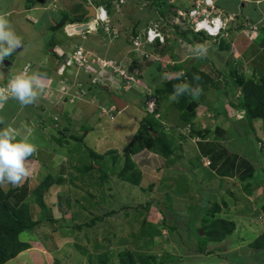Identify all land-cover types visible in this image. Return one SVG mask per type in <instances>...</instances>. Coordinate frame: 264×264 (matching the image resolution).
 <instances>
[{"label": "crops", "instance_id": "obj_1", "mask_svg": "<svg viewBox=\"0 0 264 264\" xmlns=\"http://www.w3.org/2000/svg\"><path fill=\"white\" fill-rule=\"evenodd\" d=\"M91 1L109 4V0ZM144 1V4L151 2ZM27 2L19 4L20 9L11 8L9 20L13 22L12 16H19L15 21H20L21 26L24 23L31 29L37 26V31L46 33L42 35L45 46L32 58L17 61L14 57L23 48L20 43L21 46L19 44L12 51L13 61L4 64L6 69H1L3 63L0 62V88H6L9 81L20 73H36L44 87L36 89L38 95L32 105L35 107L42 102L43 106L31 117L22 113V104L15 99L19 108L6 121L5 130L14 137L13 142L27 139L36 146V152L25 161L31 174L20 186L13 188L8 184L0 187L9 194L14 207H26L29 218L36 225L19 233V240L28 247L1 264H98L91 262L86 252L84 255L75 254L73 251L77 249L73 242L83 234L82 227L96 232V226L105 218L106 224H115L117 229L135 217L142 226H149L161 234L165 229L168 233L184 214L190 213L182 207L169 213L165 205L171 197L193 199L192 195L182 192L177 182L180 177L177 174L181 170L187 172L183 167L192 171L186 176H203L202 186L206 187L208 198L227 196L229 192V196L236 195L241 204L243 200L257 203L263 199L261 205H257L260 210H256L255 215L264 217V118L247 116L244 107L236 106L242 100L250 102L254 108L262 105L264 0H215V10L227 20L218 35L206 36L169 24L162 30L166 35L165 43L148 45L144 54L131 51L129 34L145 27L151 19H172L179 10L188 8L191 0H170L160 11L147 6L146 23L143 16L136 25L129 22L130 29L125 28L116 37L109 38L101 29L88 33L84 39L78 37L81 33L73 34L71 37L79 42L83 54L86 49L87 57L98 58L101 62V65L99 62H93L95 65L86 63L84 70L78 64H67L70 57L64 52L68 49L67 38L53 33L51 26L69 20L79 23L88 18L86 0ZM156 12L162 16L157 17ZM109 14L112 16L110 10ZM116 69L126 70L139 80L124 87L129 89L122 95L126 105L113 111L110 110L114 105L112 96L116 94L114 92L122 91ZM150 92L154 93L158 105L157 113L153 115L143 109L142 103ZM103 93L106 96L102 97ZM8 101L0 103V108ZM124 112L131 118L124 119ZM99 129L105 131L100 136L97 134ZM149 132L153 138L158 134L161 141L151 146ZM131 145L136 148H130ZM174 147L182 152L184 162L173 160ZM190 156L199 160L202 166L196 167ZM91 168L98 183L93 179L88 182L91 202L87 203L94 207L95 213L90 224L81 225L75 218L86 211L83 200L87 190L85 194L79 193L77 182L82 181V173H87L77 171L89 172ZM168 173L173 175L172 179ZM100 185L105 190L110 186L112 192V196H108L110 190L104 196V204L109 208L101 211L103 216L98 211L100 205L103 206V199L95 195ZM221 185L229 191L220 189ZM217 186L219 188L215 191ZM165 196L167 199L162 205ZM160 203L162 207L157 209ZM242 210L238 208L234 214L240 217ZM245 211L246 216L251 215V211ZM165 215L171 217L170 224L174 221V226L170 225L168 230L165 228L167 224H163L166 223ZM34 230L42 232V240L33 236ZM110 240L111 249H114L117 239L112 237ZM213 242L221 245L218 249L223 248L222 253L196 252L197 256L203 254L211 260H177L178 263L264 264L263 241L249 246V249L240 248L241 244L225 245L224 239ZM239 248L245 259L255 255L262 261L245 262L243 258V263H239L225 258L226 252ZM118 259L117 264H120Z\"/></svg>", "mask_w": 264, "mask_h": 264}, {"label": "rangeland", "instance_id": "obj_2", "mask_svg": "<svg viewBox=\"0 0 264 264\" xmlns=\"http://www.w3.org/2000/svg\"><path fill=\"white\" fill-rule=\"evenodd\" d=\"M10 1H14V2L11 3ZM27 1H34V0H0V12H2L1 15L5 16V18L9 21L11 30L15 33L16 37L20 40V43L23 45V48L19 49V52L17 51L18 55L14 57V59L17 61H25L27 58H32V56L39 49L44 48L43 46H45V44H42L43 42L42 35L44 36L46 33L44 32L41 34L39 31H37L36 30L37 26H35L32 29L30 26H27V24L25 23L21 26L20 21L18 22L15 21V18L19 19V16L13 15L12 16L13 22L9 20V18L11 17V13H9V10L11 8H13L12 10H15V8L20 9L19 4H22L23 2L28 3ZM131 1H132V4H130ZM168 1L170 2V0H158V1L151 0L153 4L151 2L148 3V1H146V4H144L145 3L144 0L142 1L141 0H123L118 9L116 10L113 9V11L110 10L112 16L111 15L108 16V19L110 20L108 25L109 27H114L117 31V34H120L125 28L128 27L127 30L130 29L129 27H131V25L129 26L130 24L129 22L134 23L135 25L138 24L137 22H139V19L142 16H143L142 20H144V22L146 23L145 20L147 19H146V16L144 18V14L145 12H148L149 9L147 10V8L145 7L147 6L150 7L151 5L152 9L156 11H160L165 8L166 4H168ZM121 9H122V12L120 13ZM156 16L157 17L162 16V13L160 15V12H156ZM89 17L90 16H88V18ZM67 22L68 21H66L64 25L56 24L55 26H51V27L53 28L52 29L53 33L57 32V34L58 33L62 34L63 38H67L68 49L67 50L65 49V50L68 53H72V51H74L76 47H79L80 44L78 41L76 42L75 38L74 37L72 38L69 34H66L65 36L64 33H66V29H67L65 28V26H68L67 24H70L73 21L69 20V22L68 23ZM121 23H123V26H121ZM148 23L149 22H147L145 25L147 26ZM40 27H42V25H40ZM145 27L139 28L138 31H142L141 29H145ZM182 28L184 29V27ZM28 29H29V32H26V30ZM87 36H88V33L82 31L80 36L78 37H80V39H84V37H87ZM85 41L87 40L85 39ZM53 44L54 42L50 45H53ZM146 48H147V45H144L142 49H139V52L141 54L146 53L147 51ZM48 49L49 47L47 48V50ZM135 52L137 51L135 50ZM13 55H14V52H13ZM87 55H88V50L85 49L83 56L86 57L85 61H87V64L95 65L97 62H99V65H101V62L98 58H93L90 56L87 57ZM10 59H13V58L10 57ZM69 64H71L70 66L76 65V63L73 61H70ZM121 70L122 69H116L114 71H115V74L117 73L116 77L121 79L120 87H119V84H118V87L121 88L122 91L114 92V93H116L115 95L122 99V95L127 93V91L129 90V89H125L124 87L126 86L128 87L129 84L130 85L133 84L134 82L133 80L136 81V80H139V78L137 76L135 77L131 73H128L126 70L124 74L127 75V77H124L123 74H119ZM89 71H91V69ZM128 77H133V79L130 80V78ZM125 80L129 82H127L124 85L123 81ZM97 89L99 91L101 90L100 87H98ZM104 96H106L105 93H103L102 97ZM32 103H35V102H32ZM32 103L28 105H22L21 107L22 113H27L32 117L34 114H36L37 111H39V108L43 106L42 102H38L37 104H35V107L32 105ZM2 107L0 108V130H5L6 121L9 120V118L11 117V114H13L14 112H17L19 107L16 105L14 98H9V101L4 105L3 108ZM123 116H124V119L131 118L127 112H124ZM1 124H4V125L1 126ZM117 124H118V121L116 119L115 125ZM122 127H124V125H122ZM104 132L105 131L103 129L102 130L99 129L97 134L100 136ZM174 150L175 151L173 152V156H174L173 160L174 161L177 160L178 162L180 161V163L184 162L182 152L179 151V149H176L175 147H174ZM190 160L196 162V167L202 166V163L199 160H196L193 156L192 157L190 156ZM125 162H127V160ZM87 163H88L87 164L88 166H92L90 162H87ZM175 167L177 168L178 166L176 165ZM92 168L89 171L90 173L86 170L77 171L79 173L80 172L87 173V174L82 173V177H83L82 181L80 182L78 180L77 182V185H78L77 189L79 193L85 194L87 190V193L84 195L85 198L83 200L84 201L83 207H85L84 210L86 211L85 212L81 211L82 215L75 218V220L79 221L81 225L90 224L89 222L93 220L92 217L95 213L93 209L94 207L88 205V203L91 202L90 198L88 197V194H90L91 192H89V188L87 187V184L90 180L92 181V179L95 183H98V180H96V177L92 175L93 173ZM183 169L187 171L188 174L192 172L191 169L187 167H183ZM187 172H184L183 170H181L177 174V175H180V177L179 176L177 177L179 178L177 182L179 183L182 192L188 195H192L193 199H191L192 198L191 197V198H185L184 200L181 198L179 200V199H175L174 197H171L170 201L165 202V205L169 209V213L171 211L173 212L174 208L176 209V207L178 208L182 207L186 211H190V213L188 215L184 214V216L181 217V220H179L178 223H175V226H174V221H171V224H170L171 217H169V215L167 216L165 215V217H163V219L166 221V223H163V224H167L165 228L168 230L170 225L174 226V228L172 230H169L168 233L165 232V229H163V233L161 234L158 232V230L150 229L149 226L147 227L142 226L140 223L136 221L135 217L132 219V222H130L131 220L126 222V223L130 222L129 223L130 225L122 223V226H120L119 229H117V225L115 224H112V223L106 224L107 219L105 218L103 219L101 224L96 226L97 227L96 232H95V229L90 230V229H85V227H82L81 230L83 234H81L78 237V239L76 240L74 239L73 244L77 250H74L73 252L75 254L77 252H80V254H83V255L86 252L87 254L85 255L91 258L90 259L91 262L93 263L96 262L98 264L101 263V261H103V264H108V262L110 264H117L119 263L118 257L121 260V257L127 255V253L128 254L130 253V255L133 256V260L135 264H179L177 260H180V261L187 260L186 262L188 261L198 262V261L211 260V259H206L203 255V254H206V252L208 251L222 253L223 248L218 249V247L221 245L213 242L214 240L209 241V239L207 238V236L209 235L216 236L217 237L216 239H224L225 245L227 243L228 244L233 243V246H237L238 244H241L239 245L240 248L243 247L244 249H249L250 248L249 246L251 245H256L259 243L262 244V241L264 242V239H262L264 236V217L263 215L260 217H257L255 215L256 210L258 211L260 210L257 208V205H261V202L263 199L259 201L260 203L259 202L254 203V201L247 203L245 200H243L241 204L238 202V197L236 195L232 194L231 197L229 196L230 195L228 192L229 190L228 188H225L224 185H221L220 189L222 190L227 189V192H228L227 196H223L224 197L223 198L222 196L217 195L213 198L212 197L208 198L207 193L205 191L206 187L204 188L202 186L203 176H201L200 178L198 177L196 178L195 175H193L191 178L189 177V175L186 176ZM75 174L78 175L77 173ZM167 175L169 179L173 178L172 177L173 175H170V173H168ZM101 187H102L101 185L97 187L96 192H95L96 193L95 195L99 199H103V203H102L103 206L100 205L101 208L98 210L100 211V215L103 214V212H101L102 210L109 208L107 205L104 204L105 203L104 196L106 195L107 191L111 189L110 186L108 187V190H105V187L103 188ZM218 188L219 186L215 187L214 190L217 191ZM248 188L250 187L248 186ZM196 194H199L200 196H197ZM109 195L112 196L111 190L108 193V196ZM119 197H118V200H119ZM166 199H167V196H165L164 199L162 200V205ZM112 203L114 205V202ZM162 205L161 203L158 204L157 209L162 207ZM144 206L146 207L147 205H144ZM238 208H243V210L240 213V217L234 214V212L238 211ZM245 209H248L249 211H251L250 216H246L245 213L247 211H245ZM119 210H120V206H119ZM130 213H131L130 215L132 216L133 213L132 212ZM159 219L161 220L162 218H159ZM62 220H64V218ZM133 224L137 226L134 227ZM159 227L161 226L159 225ZM258 230L259 232H257ZM34 233L35 235L33 236L40 237L39 240H42L40 236L42 232L38 230L37 231L34 230ZM112 237H115L117 239L116 241L118 242V244H115L114 249H111V245H110L111 243L110 239ZM18 238H19V235H18ZM44 240L46 241L45 237H44ZM176 240H178L177 243H176ZM166 242H168V244ZM88 244H91V247H88ZM195 247L196 248L199 247V248L196 249ZM240 248L237 250H232L229 253L226 252L224 255L225 258H227L230 262H239V263H243V258L245 262H250V261L252 262V260H257L260 262L262 261L261 258L255 255H250L249 257H246L245 259V257L240 255ZM69 251L71 250L69 249ZM196 252L203 253V254H201L200 256H197ZM247 264H252V263H247Z\"/></svg>", "mask_w": 264, "mask_h": 264}, {"label": "clouds", "instance_id": "obj_3", "mask_svg": "<svg viewBox=\"0 0 264 264\" xmlns=\"http://www.w3.org/2000/svg\"><path fill=\"white\" fill-rule=\"evenodd\" d=\"M191 2H192V0H191ZM214 4H215V0H214ZM88 5L92 6L90 4H88ZM100 5L101 4H94V6H93L94 7V14L90 15L89 18H86L85 20H83L79 23H73L72 22L70 24H67L68 26H65V28H67L66 34H69L70 36H72L73 34L81 33L82 31H84L86 33H92V32L97 31L100 28L103 31V33L106 34V36L116 37L118 34L108 35L106 32H104V30L102 28L103 25H100V24H97L95 26V28H92L91 30H87L88 27L86 26V22L90 18L94 17L95 8L100 6ZM191 5L192 4L190 3L188 8H186L184 10H179L178 13L170 20L158 18V19H151L150 21L159 20L161 22H164L165 27L170 24V25L178 26L181 29H183L182 27H184V30H189L190 32H193V33H199V32L204 33L203 31L194 32L189 27L188 24L180 25V24L174 23V18L179 16V12L187 11ZM101 6H105L108 9V16H109L110 15L109 10H113L112 8H110V5L107 4V5H101ZM219 16H220V14H219ZM222 19L225 22L227 21L225 17ZM109 21L110 20L107 17V19L104 20V22H102V24H105V23L109 24ZM69 27H70V29L75 27L76 32L70 33ZM77 27H81V28H77ZM146 27H145V29H146ZM165 27H163V28H165ZM163 28H162V30H163ZM145 29H142V31H138L137 33L135 32L133 34H131V33L129 34L131 51H135V49L132 46L130 37L135 36L136 34H139L140 35V41H144V36L142 33ZM163 34H164V41L162 43H165L166 35L164 32H163ZM205 35L209 36L207 34H205ZM156 42L160 43V41L158 39H156L152 43L145 42L144 45L148 46L151 44H156ZM162 43H160V44H162ZM19 44H20V40L16 37L15 33L11 30L9 21L5 18V16L0 15V61H2L4 59V57L9 56L11 54V52L19 46ZM77 48H79V47H76L74 49V51ZM74 51H72V53L67 52V54L70 56L69 59L67 60V64H69L70 61H73L76 64H78V61H76L74 59V56H73ZM64 52H66V51H64ZM137 52H139V51H137ZM82 53H83V51H82ZM84 65L78 64V67L80 66L81 67L80 69L84 70V67H83ZM75 76H77V75H75ZM127 82H129V81L125 80V81H123V84L125 85ZM77 86L80 88L79 84H77ZM43 87H44V85L42 83V80L36 75V73H33L31 75H28L26 73H20L9 81L6 88H0V103L7 101L11 97V98L18 100L22 105H28L34 101L35 97H37L38 92L36 91V89H43ZM144 104H145V102H144ZM112 106H114L113 111L117 109L115 104ZM150 113H152V112H150ZM13 141H14V137L10 134V132L8 130H0V185L6 186V185L10 184L13 188H15V187L20 186L21 183L31 174L30 170L26 167L25 161L29 156H32L36 152V146L34 144L29 143L27 141V139L19 140L16 142H13Z\"/></svg>", "mask_w": 264, "mask_h": 264}, {"label": "built area", "instance_id": "obj_4", "mask_svg": "<svg viewBox=\"0 0 264 264\" xmlns=\"http://www.w3.org/2000/svg\"><path fill=\"white\" fill-rule=\"evenodd\" d=\"M88 4L94 6V3L91 0H86ZM123 0H110V8L116 10L121 5ZM191 6L187 11L179 12V16L174 18V23L176 24H188L189 27L194 31H203L209 36H216L220 33L221 28H223L225 21L219 16V13L215 10L214 0H192ZM108 17V9L105 6H98L95 8L94 17L90 18L86 22L87 30L95 28L97 24L103 25L102 28L104 32L108 35H115L117 31L114 27H109L108 24H102L104 20ZM165 27L164 22L159 20H152L147 25L146 29L143 31L144 41H140V35L136 34L131 36V43L133 48L136 51L144 47L145 42L152 43L156 39L162 43L164 41V34L162 28ZM76 32L75 27L70 29V33ZM74 59L78 61L79 65H84L87 63L86 58L83 56L82 50L77 48L73 52ZM86 62V63H84ZM125 70H121L120 74H123L124 77L127 75L124 74ZM130 80L133 77H128ZM145 109L149 112H154L157 107V99L150 92L145 100ZM114 106L110 110H113Z\"/></svg>", "mask_w": 264, "mask_h": 264}, {"label": "trees", "instance_id": "obj_5", "mask_svg": "<svg viewBox=\"0 0 264 264\" xmlns=\"http://www.w3.org/2000/svg\"><path fill=\"white\" fill-rule=\"evenodd\" d=\"M72 21V20H71ZM64 24V23H63ZM62 24V25H63ZM264 87V86H263ZM81 91V89H78ZM254 94V93H253ZM251 95V97L253 96ZM148 94L145 95L143 99V109L150 113L144 107V102L147 98ZM153 96L154 93H153ZM263 96L261 99L262 105L257 107H253L250 102L246 100H242L236 106L244 107L247 110V116H260L264 118V92L261 95ZM249 98L253 101L252 98ZM113 101V100H112ZM251 101V102H252ZM113 104V102H111ZM158 105L154 112L151 114L157 113ZM144 129V128H142ZM141 129V135L144 133ZM148 137L151 140V146L156 145V141L160 142L161 139L158 134L153 138L151 133H148ZM132 149L136 148L135 145H131ZM128 148V149H130ZM36 225V222L31 221L28 216L27 209L25 206L14 207L9 201V194L4 192L0 187V264L6 262L10 258L17 255L21 250L28 247V244L19 240L18 235L20 232L25 230H31ZM209 240H215L216 236H207ZM120 264H135L133 260V256L130 253L123 257H121Z\"/></svg>", "mask_w": 264, "mask_h": 264}, {"label": "water", "instance_id": "obj_6", "mask_svg": "<svg viewBox=\"0 0 264 264\" xmlns=\"http://www.w3.org/2000/svg\"><path fill=\"white\" fill-rule=\"evenodd\" d=\"M88 10H89V15L88 16L94 14V7L93 6H88ZM78 28H81V27H78ZM20 46H21V44H20ZM7 61L8 60H5V62H4L5 65H6ZM112 100H113V102L116 105L118 110L122 109L126 105V103L120 97H118L116 95L112 96Z\"/></svg>", "mask_w": 264, "mask_h": 264}, {"label": "flooded vegetation", "instance_id": "obj_7", "mask_svg": "<svg viewBox=\"0 0 264 264\" xmlns=\"http://www.w3.org/2000/svg\"><path fill=\"white\" fill-rule=\"evenodd\" d=\"M13 56V54H12V52H11V54L9 55V56H6V57H4V59L2 60V61H0L1 63H3L2 65H1V69H6V67H5V65H4V62H5V60H8L7 62H11V61H13V60H11L10 59V57H12ZM6 62V63H7ZM4 65V66H3Z\"/></svg>", "mask_w": 264, "mask_h": 264}, {"label": "bare ground", "instance_id": "obj_8", "mask_svg": "<svg viewBox=\"0 0 264 264\" xmlns=\"http://www.w3.org/2000/svg\"><path fill=\"white\" fill-rule=\"evenodd\" d=\"M78 28V27H77Z\"/></svg>", "mask_w": 264, "mask_h": 264}]
</instances>
